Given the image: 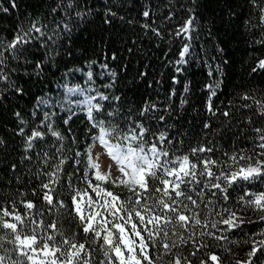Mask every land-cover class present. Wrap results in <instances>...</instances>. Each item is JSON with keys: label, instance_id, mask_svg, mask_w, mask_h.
Wrapping results in <instances>:
<instances>
[{"label": "trees", "instance_id": "16d2710c", "mask_svg": "<svg viewBox=\"0 0 264 264\" xmlns=\"http://www.w3.org/2000/svg\"><path fill=\"white\" fill-rule=\"evenodd\" d=\"M54 2L16 0L18 7L13 9L10 0H0V44L10 41L18 26H27L29 17L47 11ZM78 3L86 14L77 22L78 27H74L73 42L59 49L39 77L31 64L21 66L12 79L24 88V95L8 92V99L0 103V216L7 209L13 215L24 217L28 227H23V232H30V219L43 220L47 234H53L47 226L55 223L57 242L62 234L69 240L85 243L86 248L92 250L91 264H101L104 260L102 250L91 243V235L83 233L75 213L68 210L71 196L77 189H87L96 199L85 182L86 157L76 156L77 152H85L96 132L87 131V115L83 112L75 113L68 124L63 123L68 115L60 101L65 86L82 85L84 74L88 72L101 94L120 95L126 107L135 110L145 103L155 104L159 109L157 115L163 114L165 119L163 123L153 120L151 124L154 130L158 128L173 142L168 149L169 159L189 154L192 147L202 145L213 151L198 155L223 164L224 171L232 165L224 153L235 154L237 159L240 155L250 156L251 161L240 160L239 165H255L258 159L264 161V156L259 155L262 150L257 146L260 134L254 131L264 129V116L259 114L262 109L256 103L264 104V68L259 66V61L264 60V43H261L264 25L260 24V10L253 7L251 0H78ZM257 3L264 6V0H257ZM4 8L9 11L5 13ZM145 11L149 13L147 17L143 15ZM110 12H115L116 16L112 17ZM193 17L192 39H189L182 29ZM106 19H110L111 24H106ZM185 46L189 47V53L182 57ZM113 54L115 60L111 59ZM40 55L43 50L37 53V58ZM9 63L10 66L14 64ZM105 64L107 67H102ZM144 72L147 75L141 76ZM113 81V89L106 87ZM217 82L219 88H216ZM209 84L213 85L212 90L206 87ZM211 91H216V95L211 96ZM244 96L250 98L245 100ZM40 97L52 102L48 109L42 107L33 116ZM209 98L212 111L208 109ZM99 103L107 107V102ZM45 110L55 112L50 120L52 130L60 132L63 139L57 140L49 129L41 127L44 139L33 141L32 148L28 149L26 136L40 124ZM225 111L229 112L227 117L223 115ZM16 112H20L19 118ZM93 115L100 116L95 111ZM20 120L24 121L22 125ZM205 124L210 127L205 128ZM21 127L25 136L17 134ZM28 156L31 159H26ZM61 159L65 163L57 172L56 165ZM190 159L195 157L190 156ZM211 167L215 174L220 173L219 168ZM50 172H56L57 183L50 182ZM87 178L91 179V175ZM199 179L202 184L207 183L205 177ZM220 182L223 184V179ZM43 184H49L54 206L43 199L48 191ZM150 184L153 188L159 186L158 182L150 181ZM102 187L119 194L121 200L133 196L123 187L111 184H102ZM198 190L203 191L204 196L197 211L207 227L189 225L187 231L177 227L173 235L172 227L168 226L167 242H175L176 246L170 249V255L156 260L158 252L163 251L159 247L162 233L156 247L150 242L149 254L155 264H170L175 258H179L181 264H236L237 260L248 259L247 253L254 241L264 240V219L261 218L264 213L251 208L237 212L244 220L241 227L229 229L222 222L212 227L213 222L227 218L228 213L217 215L222 207L238 209L237 200L245 192H264V179L233 185L226 204L220 199L218 190L202 185ZM212 192L217 195L213 196ZM152 195L159 197L160 193L152 192ZM58 201H63L68 208H60ZM29 202L35 205L33 209L26 208ZM4 219L14 222L11 216ZM6 231L0 228V254H4V248L12 247L7 243L11 236H6ZM144 235L147 238V233ZM217 236L226 239L217 240ZM10 254L17 259L15 253ZM212 255L219 257V261L213 262ZM259 264H264V257Z\"/></svg>", "mask_w": 264, "mask_h": 264}, {"label": "snow or ice", "instance_id": "6c2138e0", "mask_svg": "<svg viewBox=\"0 0 264 264\" xmlns=\"http://www.w3.org/2000/svg\"><path fill=\"white\" fill-rule=\"evenodd\" d=\"M251 3L253 7L260 10V24L264 25V6L258 4L257 0H251ZM10 7L13 9L18 7L16 0H10ZM3 11L7 13L9 9L4 8ZM85 14L80 10L78 0H55L47 11L29 17L27 26L23 24L18 26L10 41L0 44V84L3 85V88H0V103L8 99V92L21 97L24 95V88L12 79L13 74L19 71L21 66L31 64L37 77L41 76L45 65L54 60L59 49L73 42L74 27H78L77 22L82 21ZM110 15L115 17L116 13L110 12ZM143 15L147 17L149 13L145 11ZM193 19L194 17L188 19L185 22L186 26L182 29L184 34H188L189 39H192L190 33ZM105 23L111 24V20L106 19ZM153 31L155 32V29ZM156 35L159 36L160 33L156 32ZM41 50L43 55L37 58V53ZM186 53H189L188 46L183 48L181 56L183 57ZM111 59L115 60L116 55L113 54ZM9 61L14 64L10 66ZM182 62L186 63V61ZM224 63L227 61L225 60ZM259 66L264 68V60L259 61ZM102 67L106 68L107 65ZM111 75L115 77L116 73ZM140 75L146 76L147 73H140ZM88 76L91 77V73H88ZM106 87L113 89L115 81ZM206 87L212 90L213 85L209 84ZM216 88H219V82ZM76 91L77 89H68L69 93ZM215 95L216 91H211V96ZM249 98L243 97L245 100ZM99 100L107 102V107L100 103L92 104L89 100L87 111V131L91 133L95 130L96 134L91 136L92 142L83 154L76 153L77 157L81 155L86 157L85 182L95 194L96 199H93L87 189L83 191L77 189L71 196V208L68 210L70 213H75V219L83 233L86 236L91 235V243L98 245L102 250L104 260L101 264H155V260L149 254L150 242L151 246L156 247V241L162 233L163 238L160 239L159 247L163 251L158 252L156 260L170 255V249L176 246L175 242L172 244L167 242L168 226L172 227L173 235H176L177 227L185 231L188 230L189 225L207 227V223H202L197 211L200 203H203L204 192L198 190L201 185L204 188L210 186V190H218L220 199L226 204L230 198L229 190L233 188V185H238V182H255L258 178L264 179V161L258 159L255 166L251 163L240 166V160L251 161L252 157L240 155L237 159L235 154L229 156L228 153H224L232 162L229 170L224 171L223 164L198 155V153L213 151L212 148L202 145L192 147L189 154L169 159L168 149L173 142L158 128L154 130L151 124L153 120L163 123L165 119L163 114L157 115L159 109L155 104L145 103L134 110L126 107L122 97L115 95L114 92L111 96L101 94ZM256 103L262 109L259 114L264 116V104L260 101ZM42 107L48 109L49 102L40 97L37 99V106L33 109L32 115L36 116ZM208 109L212 111L211 98H209ZM66 111L68 115L66 119H63L64 124H68L75 115V110L71 107ZM94 111L100 114L99 118L94 117ZM20 115V112L15 113L17 118ZM55 115V112L43 111L40 124L26 136L25 142L28 149L32 148L33 141L44 139L45 133L39 130L41 127L49 129L57 140L63 139L60 132L52 130L50 120ZM223 115L227 117L229 112L225 111ZM20 123L22 125L24 121L20 120ZM204 127L208 128L210 125L205 124ZM254 131L260 134V143L257 146L262 150L259 155L264 156V129L256 128ZM17 134L25 136L24 128L21 127ZM180 143L183 142L180 141ZM97 145H101L106 150V155L115 164L119 175L112 176L111 165L107 171H101L100 157L105 153L101 152L93 157L92 149ZM190 156L195 159H190ZM45 157V163H47V154ZM26 159L31 157L28 156ZM76 162L79 163V161ZM64 163L63 159L59 161L56 165L57 172L61 171V165ZM211 166L219 168L220 173L215 174ZM89 174L91 179L87 178ZM48 175L51 183H57L56 172H50ZM199 177H205L207 183L202 184ZM221 179L223 184L220 182ZM93 180L96 183H93ZM150 181L158 182L159 186L153 188ZM102 184L126 188L133 196L127 200H121L119 194L102 187ZM42 187L48 189L43 199L49 205H53L49 184H43ZM152 192L160 193V196L155 197ZM193 194L198 199L194 198ZM212 195L216 196L217 192H212ZM249 196L252 199H246ZM57 203L60 208H68L63 201ZM208 203L210 204L211 201ZM237 203L240 207L235 210L222 207L217 215L223 216L224 213H228L227 218L213 222L212 227L216 228L219 222L228 226L229 229L241 227L244 220L237 215V212H244L247 208L264 213V192H245L244 196L238 198ZM34 207L35 205L31 202L26 204L28 209ZM9 216L14 222L4 219ZM261 218L264 219V216ZM30 225V232H23L22 228L28 227L25 225L24 217L13 215L7 209L3 210L0 216V228L7 230L6 236H11L7 243L12 247L3 249L4 254H0V264H91L92 250L86 248L85 243L69 240L62 234H60L61 240L56 241L55 236L58 230L55 223L47 226L53 230V234H47L43 220L37 222L30 219ZM144 233H147V238ZM201 234L204 235V233ZM191 238L189 236V239ZM180 239L183 242V236ZM216 239L221 240L226 237L217 236ZM10 253H15L17 259H13ZM195 254V252L192 253L193 256ZM247 256L248 259L237 260L236 264H259L260 258L264 257V240L254 241ZM210 258L213 262L219 261L216 255ZM170 264H181V261L175 258Z\"/></svg>", "mask_w": 264, "mask_h": 264}, {"label": "rangeland", "instance_id": "374dc122", "mask_svg": "<svg viewBox=\"0 0 264 264\" xmlns=\"http://www.w3.org/2000/svg\"><path fill=\"white\" fill-rule=\"evenodd\" d=\"M78 73L80 74L81 72ZM84 76L85 79L82 85L69 84L65 86L62 99L60 100L64 109H68L69 107H71L75 110V113H87L89 100H91L92 104L100 102L99 96L101 95V92L99 90V87L96 85L95 79L92 77V75L91 77H89L88 72H86ZM68 89H77V91L74 93H69ZM93 97H95V99H93ZM50 102L52 101L50 100ZM101 152L105 153L100 157L101 171H107L109 165H111L112 176L115 177L119 175L115 164L106 155V150H104L101 145H97L92 149L93 157Z\"/></svg>", "mask_w": 264, "mask_h": 264}]
</instances>
